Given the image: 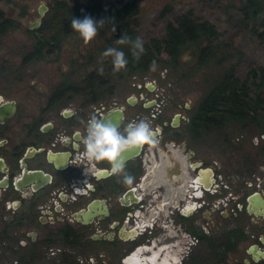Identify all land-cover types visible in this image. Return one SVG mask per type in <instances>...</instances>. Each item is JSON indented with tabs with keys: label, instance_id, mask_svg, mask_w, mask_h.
<instances>
[{
	"label": "flooded vegetation",
	"instance_id": "flooded-vegetation-1",
	"mask_svg": "<svg viewBox=\"0 0 264 264\" xmlns=\"http://www.w3.org/2000/svg\"><path fill=\"white\" fill-rule=\"evenodd\" d=\"M41 16L17 62L0 53V264H264V104L219 124L205 105L199 128L195 106L168 111L154 78L129 76L126 92L96 79L93 51L42 79L33 65L59 63L66 34L33 43L27 31ZM36 45L43 56L26 57ZM263 87L248 93L264 102ZM92 117L121 132L144 120L152 142L124 152L114 175L108 162L83 158ZM226 126L259 152L226 172L233 187L206 153V136L222 133L223 147Z\"/></svg>",
	"mask_w": 264,
	"mask_h": 264
},
{
	"label": "trees",
	"instance_id": "trees-1",
	"mask_svg": "<svg viewBox=\"0 0 264 264\" xmlns=\"http://www.w3.org/2000/svg\"><path fill=\"white\" fill-rule=\"evenodd\" d=\"M237 1L235 9L239 15L240 26L248 28L257 41L264 44V0ZM118 2L120 3L115 5L103 0H86L85 2L54 0L50 6L52 11L43 18L39 27L27 32L33 43H56L71 31L73 18L83 19L85 16H90L97 22L103 20L105 25L98 30L97 34L100 35L101 40L96 48L102 59L95 61L96 71L94 72L97 75L96 79L105 80V85L113 76L129 78L133 75L146 74L156 66H177L180 54L184 51L195 58L197 64L209 61L219 65V72L212 71L208 74L210 75L208 87L195 104L193 121L199 128L206 122L202 115L205 105L210 109L209 123L219 124L227 118L248 116L246 107L264 104L254 100L251 93H248L252 89L259 90L263 86L264 64L262 67L249 69L243 79L236 78L231 72V64L227 67L222 65L223 61L230 58L228 48L232 46L228 42H218L217 32L208 20L194 18L189 10L174 13L165 21L161 35L141 38L145 51L137 60L132 54L131 44L121 45L117 43V40L121 36H127L132 41L139 37L136 29L138 8L134 0H118ZM2 16L0 10V30L5 26H12V28L19 26L13 18L11 25L10 18ZM114 27L115 31H113ZM32 48L33 53L30 52L26 57L43 56L40 53L36 54L37 51L41 52V46L36 45ZM109 48L124 52L128 61L126 67L119 72L113 70V57L104 55ZM87 60L95 59L93 56H88ZM101 68H103L102 74L99 72ZM255 75L256 79H254ZM205 99L207 103L204 102Z\"/></svg>",
	"mask_w": 264,
	"mask_h": 264
},
{
	"label": "rangeland",
	"instance_id": "rangeland-1",
	"mask_svg": "<svg viewBox=\"0 0 264 264\" xmlns=\"http://www.w3.org/2000/svg\"><path fill=\"white\" fill-rule=\"evenodd\" d=\"M53 1L0 0L2 15L12 17L16 25H19L7 31L2 35L3 37L0 36V42H2L0 53L8 52L6 56L12 58V62H17L20 57L21 44L29 42L25 29H27L30 22L38 17V6L43 5L45 7L41 16L43 20L52 11L50 6ZM78 1L85 2L86 0ZM103 1H109L115 5L120 3L118 0ZM134 2L138 8L137 34L142 39L153 35H161L166 20L170 19L174 13L189 10L194 18L206 19L213 25L217 32L218 42L224 41L231 44L232 47L228 48V54L231 56L223 61L222 65L227 67L231 64V72L236 78L243 79L249 69L262 67L264 64V44L259 43L248 28L240 26L239 15L235 9L237 0H232L231 2L225 0H134ZM105 33H107V30H105ZM100 40L101 37L97 34L91 41L86 42L79 33L71 28L70 33L66 34L62 39L59 63L41 61L33 66L38 69L37 73L42 76L41 78L45 79V74L57 73L58 67L60 68L62 64H66L67 58L76 55V53L82 54L93 51L95 52L93 55L95 61H101L102 58L96 50ZM185 55H188L186 51L180 54L177 66H156V68L151 69L146 74L134 76L141 79L154 78L159 85L158 88L163 93L165 105L170 112L177 110L187 113L184 106H189L191 109V106H195L200 96L206 91L210 76L208 74L212 71L216 73L220 71L219 65L215 63L206 61L202 64H197L195 58L189 55L187 59H184L183 56ZM80 57L84 56L80 55ZM92 67V65L88 64L84 70H89ZM155 70H158L159 73ZM23 72H30V67L24 69ZM134 77L120 78L113 76L107 84L114 85L117 90L126 92L130 89V83ZM222 131L231 133L228 139L223 142V147L219 142L222 133L207 135L209 144L207 143L206 153L211 163L213 161L215 164L220 163L217 168L224 170L225 178L230 179L233 187L235 179L233 176H235V173L232 171L231 177H228L226 172L230 169H236L238 166H241L239 167L240 169L244 168V164L251 160L250 158L244 160V156L248 155L249 157L259 152H257V146L255 147L250 143V138L247 134L246 136L234 138L239 132L236 126H226ZM202 150L203 147L200 143L198 145V153H202ZM243 176L246 175L243 174Z\"/></svg>",
	"mask_w": 264,
	"mask_h": 264
},
{
	"label": "clouds",
	"instance_id": "clouds-1",
	"mask_svg": "<svg viewBox=\"0 0 264 264\" xmlns=\"http://www.w3.org/2000/svg\"><path fill=\"white\" fill-rule=\"evenodd\" d=\"M105 22L103 20L97 22L90 16H85L83 19L73 18L71 20V27L87 42L91 41L98 33L99 28L103 27ZM115 31V27L113 28ZM118 44H128L132 46V54L138 60L144 53V42L137 37L132 41L127 36H121L117 40ZM105 56L113 57L114 71L119 72L124 69L128 63L125 54L115 48H109L104 53ZM103 73V68L99 69ZM86 136H84L82 143L84 145L83 158L94 164V162L106 161L111 166L112 174H119L123 172V162L121 156L124 152L152 142V129L148 122L140 120L139 122L129 123L124 132H121L111 122L98 120L92 117L88 122L86 128ZM78 166V165H77ZM88 174V169L85 168ZM133 178L125 175V182L132 183Z\"/></svg>",
	"mask_w": 264,
	"mask_h": 264
},
{
	"label": "water",
	"instance_id": "water-1",
	"mask_svg": "<svg viewBox=\"0 0 264 264\" xmlns=\"http://www.w3.org/2000/svg\"><path fill=\"white\" fill-rule=\"evenodd\" d=\"M45 7L43 5L38 6L37 11H38V17H36L32 22L29 23L28 27H34L39 23L40 16L42 15ZM184 59L188 58V55L183 56ZM130 154V153H129Z\"/></svg>",
	"mask_w": 264,
	"mask_h": 264
}]
</instances>
